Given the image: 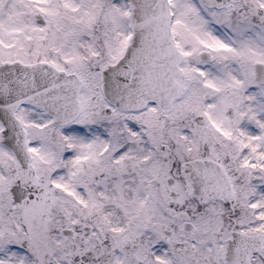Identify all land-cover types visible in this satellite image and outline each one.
I'll use <instances>...</instances> for the list:
<instances>
[{"label": "snow or ice", "instance_id": "obj_1", "mask_svg": "<svg viewBox=\"0 0 264 264\" xmlns=\"http://www.w3.org/2000/svg\"><path fill=\"white\" fill-rule=\"evenodd\" d=\"M0 264H264V0H0Z\"/></svg>", "mask_w": 264, "mask_h": 264}]
</instances>
